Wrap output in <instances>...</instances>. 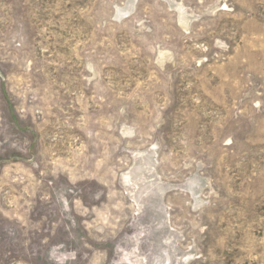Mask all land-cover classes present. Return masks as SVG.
Masks as SVG:
<instances>
[{
  "label": "rangeland",
  "instance_id": "374dc122",
  "mask_svg": "<svg viewBox=\"0 0 264 264\" xmlns=\"http://www.w3.org/2000/svg\"><path fill=\"white\" fill-rule=\"evenodd\" d=\"M0 264H264V0H0Z\"/></svg>",
  "mask_w": 264,
  "mask_h": 264
}]
</instances>
